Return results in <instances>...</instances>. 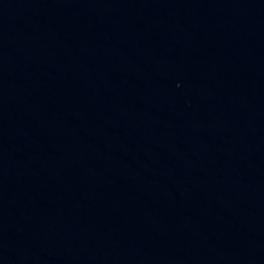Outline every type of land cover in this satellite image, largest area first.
I'll list each match as a JSON object with an SVG mask.
<instances>
[{
    "label": "water",
    "instance_id": "95a60500",
    "mask_svg": "<svg viewBox=\"0 0 264 264\" xmlns=\"http://www.w3.org/2000/svg\"><path fill=\"white\" fill-rule=\"evenodd\" d=\"M0 264H264V0H0Z\"/></svg>",
    "mask_w": 264,
    "mask_h": 264
}]
</instances>
